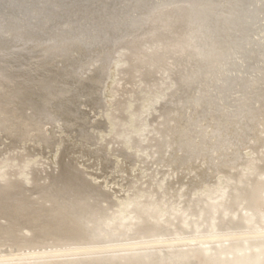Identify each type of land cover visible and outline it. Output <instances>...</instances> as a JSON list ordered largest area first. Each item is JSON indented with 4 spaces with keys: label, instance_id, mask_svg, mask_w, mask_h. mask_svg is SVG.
Wrapping results in <instances>:
<instances>
[{
    "label": "rangeland",
    "instance_id": "obj_1",
    "mask_svg": "<svg viewBox=\"0 0 264 264\" xmlns=\"http://www.w3.org/2000/svg\"><path fill=\"white\" fill-rule=\"evenodd\" d=\"M4 1H0V65L4 64L7 68L5 69L7 74L9 72L11 76H17L18 73L26 74L25 71L30 69L45 70L51 79H57L61 74L73 78V80L79 77L77 78L78 86L81 85L79 87L90 83L91 80H94L95 83L92 86V91L89 92L86 89L79 91L80 88H78V91L76 90L77 92L73 94L76 97L78 108L74 123L76 126L70 125L69 120L60 110L59 102L63 99V94H54L57 97V102L53 101L51 105L44 100H40L37 95H33L29 87L26 91L12 87V92L18 94L11 93L14 97L12 98V107H9L5 105L7 99L3 98L5 95L0 90V99H2L0 101V108L2 109H0V119L2 118L0 120V186L1 188H4V186L7 188L10 185L18 187L17 192H15L16 190L9 191L15 197V202L17 199L19 200L17 196H21V201H17L16 204L12 203L14 201L11 202L12 199L2 204V201L8 199L9 196L0 201V208L2 209V206L6 207H3V210L6 211L4 213H1L3 210L0 209V264H67V260L72 261L74 259L88 260L96 257L102 260L114 251L119 253L124 250H133L146 260L148 257L155 258L156 254L158 256L173 251L171 249L174 248V246L172 247L173 244L176 246V251L178 248L182 253L184 251V254L190 260L189 264H223L222 260L226 262L232 257V260H228L226 264L230 261L239 264V261L245 259L246 254L250 259L253 255V257H257L256 254L259 253L257 259L259 261L261 257L262 260L264 254V83L262 85L261 82L257 83V81L264 79V57L259 53L260 50L257 51L255 41L248 39L246 41L248 47L246 49L242 48V52L247 50L245 52L248 57L244 56L246 60L242 66L247 69L245 70L247 73L242 79V85H233L236 86L234 89L239 90L241 87L244 89L245 86L256 83L257 86L255 85L252 88L257 91L248 97L245 104L241 106L244 93L241 92L242 94H240V92L233 90L234 95L232 96L229 90L228 99L234 100L235 97H238L233 103L237 104L239 108L235 109L234 112L227 113L223 111L222 113L218 107L203 102L198 104L194 100L183 101L185 100L183 99L181 100L182 107L178 106L179 101L176 104L178 108V115L176 116L177 113L174 109L170 111L172 100L170 98L173 97L171 92L175 88L174 80H176V77L178 79V75L171 73L164 63L157 66L149 64L146 60L147 62L141 68L140 59L142 58L140 55L149 54L160 47L159 36H156L157 38L154 36L147 38L149 33L156 31L157 28L159 29L158 25L162 24V21L159 20L167 18L169 12L178 10L182 5L198 4L196 0H148L149 4L142 7L138 2L141 0ZM7 1L10 2L7 3ZM3 2L8 6L4 7ZM22 2L24 3L22 4ZM150 6H152L151 10L149 9ZM19 9L21 15H18ZM25 14L28 15V21L23 22L27 20ZM138 14L141 20L132 24L134 21H132L133 15L136 18ZM144 17L145 20L142 19ZM56 23L57 26H55ZM77 24L83 26L79 27ZM103 29L107 32H102L104 38L98 41L95 44L96 46H92L86 55L83 54L84 56L74 59L79 63L76 62L77 67H79V69L77 68L78 71L75 67L70 68L74 72L68 71L67 66L65 69L64 61H59V58L48 61L44 56L42 57L44 54L54 53L50 48V44H53L52 41L58 39L61 35L68 36L72 34L75 36L78 32L81 34L82 31L84 34L89 30L84 35L92 36L93 34H99ZM29 30L31 33L28 32ZM26 32L28 33L26 34ZM168 35L171 34L167 33ZM51 36L53 37L51 38ZM134 43L139 44L137 48L139 54L135 53L137 56H133V59L134 57L139 58V63L136 59L130 58L134 55L129 53L131 50L133 51L132 46ZM249 46L250 50L248 49ZM73 48H66V50L73 51L72 54L75 57V53L81 51L80 49L77 50L78 48ZM238 49V46L237 48L235 46L233 53L240 50ZM249 52L254 53L250 54ZM104 56L105 59L101 60V57L104 58ZM261 62L262 64H260ZM255 63L256 65H254ZM100 70L101 74L99 75L98 71ZM245 83L247 84L245 85ZM258 84L261 85L259 90L257 87L260 85ZM5 89L11 92L9 87L6 86ZM198 91L195 92L196 96H200L198 93L201 94ZM249 91H251V87ZM93 97H95V101L91 102ZM33 102L34 104H32ZM39 108L44 111L46 108L48 111H53V120L46 118L34 119L32 114H39ZM9 109L11 110L9 111ZM4 112L6 114H3ZM78 115H82L80 117L82 120L79 121ZM189 115L200 117V127L203 128L202 133L205 134L203 138L205 137L207 141L209 133L211 134L214 131V126L219 125L218 127L224 130H229L236 125L240 126V129L242 128L244 133L240 137L241 140L235 143L232 141L229 143V147H226L228 149H225L227 155L223 157V165L220 162L221 158H219L218 152L222 150L217 149L216 152L211 140L207 144L206 155L200 153L194 154L188 159H181L178 152L181 147L179 149L177 146V153H175L176 150L173 152L175 144L181 140L178 137L179 140L173 144L174 146L169 144V141L175 135L174 128L179 122L183 124L185 121L183 119H186V116ZM181 120L183 121L181 122ZM24 121H26L27 126L21 131L19 126L21 127ZM33 121L38 123V129L31 126L34 123ZM79 126L83 127L81 128L82 131L78 128ZM188 126H185V128H188ZM183 131L186 132L185 129ZM170 150H172L171 153ZM3 171H5V175L2 174ZM66 174L77 177L76 179L70 176L72 184L75 186L78 185L76 182L81 180L86 187L91 189V192L93 191L92 195H98V199L89 198L91 207L88 210L96 212L95 220L86 217L87 221L84 220L83 224L88 227L86 229L95 226V232L99 238L94 233V237L90 238V236H93L90 234V236L84 238L88 239L90 243L80 240L75 241V243L72 240L73 242L65 243L64 241L59 244L63 241L62 235L47 232L39 239L31 241L30 239L37 234L35 224L48 225L49 215H52V211L60 208L59 206V208L56 207L57 209L54 208L53 201L51 202L46 198L45 190L54 187L57 181ZM10 181L12 182L7 186L5 183ZM19 190H22V194ZM247 191H250L252 195ZM1 194L6 195L3 191ZM248 195H251V198ZM252 198L253 201L250 200ZM132 201L134 202L132 207H135L132 212L130 211L131 214L133 213V220V217L125 218L127 214L125 212H128V209L127 211L124 209L125 205L133 203ZM17 203H20V208ZM7 205L13 207L7 210L10 208ZM13 210L16 211L14 217L12 215ZM11 211H13L12 214H10ZM7 216L13 218L10 219ZM44 216H47V219ZM157 216L159 217L158 220ZM121 217L125 220L123 221ZM228 217H232V220L241 219V221L235 220L234 223V220L232 221ZM39 219L43 221L42 224ZM96 219L98 220L96 221ZM145 219L153 225L149 227L152 230L148 228V232H151L149 234L146 229L140 230L141 225V228L136 225V222L141 223L140 221L145 223L143 225H151V223H148L149 221H146L148 224L144 222ZM220 219H222L223 224ZM224 219L231 222L228 221V224H225ZM131 221H133V224ZM153 221L157 224H154ZM44 222L47 224L45 225ZM122 223H124L123 227H121ZM49 225V228H53L51 224ZM134 225L139 228H135ZM29 226H32V232H29ZM135 231H141L140 233L145 236L140 233V236H138L139 234ZM255 233H258L259 236ZM260 234L262 235L260 236ZM188 241H191L192 244ZM73 245H76L78 250H73L72 248H75ZM119 245L121 246L119 247ZM67 246L71 248V251H69L70 248L68 250ZM59 247L64 248L61 249L62 252ZM256 250L261 252L258 251V253ZM36 251L37 254H25L27 252L36 253ZM253 252L256 253L253 254ZM19 253L24 254L20 255ZM208 254H210L211 259ZM32 255L35 263H29L30 261L27 260ZM48 257L49 259H47ZM218 257L222 262L218 260ZM207 258L211 261L206 260ZM212 259L217 261L215 262ZM55 260L58 262H55ZM252 260L256 261L253 258Z\"/></svg>",
    "mask_w": 264,
    "mask_h": 264
},
{
    "label": "bare ground",
    "instance_id": "obj_2",
    "mask_svg": "<svg viewBox=\"0 0 264 264\" xmlns=\"http://www.w3.org/2000/svg\"><path fill=\"white\" fill-rule=\"evenodd\" d=\"M2 1V0H0ZM4 1V0H3ZM11 1V0H10ZM10 1H7V3H9ZM23 1V0H21ZM20 1V2H21ZM25 1V0H24ZM27 1V0H26ZM29 1V0H28ZM33 1V0H31ZM35 1V0H34ZM58 1V0H57ZM62 1V0H61ZM142 1V2H141ZM141 1H138L140 3V7L142 6H147L149 4V2H147L148 0H141ZM198 2V4H188V5H182L179 7L178 10H175L173 12H169L168 13V17L163 19V20H159V21H162V24L158 25L159 26V29L157 28L156 31H152L151 33H149V35L147 36V38L149 36H159L160 38L158 39L159 41H161V45L159 48H156L155 51L149 53V54H146L144 53L142 56L140 55V57L142 59L141 62L137 59V57H134L133 59V56H137V51H138V46L139 44H133L132 46V49L133 51L131 50L129 53H133L134 55H132V58L133 60H137L138 63L140 62V66L141 68H143V64L145 62H149V64H155V65H160L162 63H164L165 65L168 66V68L170 69L171 73H174V74H177L178 75V79L176 77V80L175 81V88L174 90L171 92L173 93L171 96H173L170 102V111L171 109H174V111L177 113L176 116L178 115V108L176 106V104H178V101H179V105L178 106H181L182 107V101H186V100H194L196 101V103H206L208 105H211L213 107H218L219 110L222 111H225V112H234L236 111L235 109L239 108V106L237 107V104H234L233 102H235V99H238V97L234 98V100H230L228 99V96L230 95L229 94V90H230V93H232L231 95L233 96L234 95V91H237V92H240V94L244 93V96H243V99L240 97V100L242 99V104H245V101L248 99V97L253 94L255 91L257 90H254V88H252L253 86L256 85V83L254 82L251 86H245V88L243 89L241 87V89L239 88L238 89H234L236 88V86H233V85H236V84H241L243 83L242 79L244 78V75L247 73L245 72V70L247 69H244L242 66L243 64H245V60L246 58L244 56H246V52L247 50H244L243 52L241 51L242 48L246 49L248 46L246 45V41L249 39V40H252L253 42L255 41V44L257 46V51L260 50L259 53H261L262 57H264V0H196ZM201 1V2H200ZM5 2V1H4ZM3 2V3H4ZM30 2V1H29ZM45 2V1H43ZM56 2V1H55ZM75 2V1H74ZM2 3V4H3ZM16 3V1H15ZM14 3V4H15ZM24 2H22L23 4ZM58 3V2H57ZM86 3V2H85ZM147 3V4H146ZM161 3V2H160ZM13 4V3H11ZM20 4V3H19ZM28 4V3H26ZM46 4V3H45ZM108 4V3H107ZM159 4V3H158ZM162 4V3H161ZM5 5V3H4ZM3 5V6H4ZM42 5V4H41ZM112 5V4H111ZM131 5V4H130ZM160 5V4H159ZM2 6V7H3ZM8 5H5L4 7H6ZM45 6V5H44ZM47 6V5H46ZM86 6V5H85ZM84 6V8H85ZM153 6V5H152ZM152 6H150V10L152 8ZM110 7V6H109ZM116 7V6H115ZM119 7V6H118ZM14 8V7H13ZM12 8V9H13ZM16 8V7H15ZM88 8V7H87ZM86 8V10H87ZM98 8V7H97ZM3 9V8H2ZM11 9V10H12ZM103 9V8H102ZM118 10V8H116ZM129 9V8H128ZM154 9V8H153ZM1 10V9H0ZM8 10V9H7ZM10 10V11H11ZM25 10V9H24ZM92 10V9H91ZM20 9H19V13L18 15L20 14ZM23 11V10H22ZM68 11V10H67ZM66 11V12H67ZM102 11V10H101ZM9 12V11H8ZM57 12V11H56ZM83 12V11H82ZM98 12V11H97ZM148 12V11H147ZM146 12V13H147ZM6 13V11H5ZM16 13V12H14ZM22 13V12H21ZM26 13V12H25ZM54 13V12H53ZM94 13V12H93ZM142 13V12H141ZM144 13V12H143ZM13 14V13H12ZM23 14V13H22ZM66 14V13H65ZM108 14V12H107ZM126 14V13H125ZM21 15V14H20ZM26 15V14H25ZM68 15V14H67ZM95 15V13H94ZM144 15V14H143ZM142 15V16H143ZM148 15V14H147ZM27 16V20L23 21V22H26L28 21V15ZM61 16V15H60ZM71 16V15H69ZM75 16V15H74ZM78 16V14H77ZM75 16V17H77ZM81 16V14H80ZM93 16V15H92ZM109 16V15H108ZM145 16V15H144ZM14 17V16H13ZM23 17V16H22ZM44 17V16H43ZM51 17V16H49ZM55 17V16H54ZM67 17V16H65ZM89 17V16H88ZM115 17V16H114ZM121 17V16H119ZM125 17V16H124ZM131 17V16H130ZM129 17V18H130ZM8 18V17H7ZM21 18V17H20ZM82 18V17H81ZM126 18V17H125ZM17 19V18H16ZM55 19V18H54ZM80 19V18H79ZM83 19V18H82ZM128 19V18H126ZM143 20H145L146 18H142ZM23 20V18H22ZM48 20V19H47ZM52 20V19H50ZM59 20V19H58ZM76 20V19H75ZM78 20V19H77ZM76 20V21H77ZM110 20V18H109ZM134 20V21H133ZM140 15L138 14V16L136 18H134V15H133V18H132V24H135L137 23L138 21H140ZM142 20V21H143ZM19 21V20H18ZM45 21V20H44ZM54 21V20H53ZM52 21V22H53ZM87 21V20H85ZM114 21V20H113ZM123 21V20H122ZM157 21V20H156ZM158 21V22H159ZM16 22V21H15ZM13 22V23H15ZM21 22V21H20ZM34 22V21H33ZM82 22V20H81ZM101 22V21H100ZM103 22V21H102ZM111 22V21H110ZM154 22V21H153ZM8 23V22H7ZM11 23V24H13ZM28 23V22H27ZM40 23V22H39ZM38 23V24H39ZM43 23V21H42ZM49 23V22H48ZM46 23V24H48ZM55 23V22H53ZM77 23V22H76ZM84 23V22H83ZM144 23V22H143ZM5 24V23H4ZM17 24V23H16ZM15 24V26H16ZM44 24V23H43ZM88 24V23H87ZM99 24V23H98ZM106 24V23H104ZM153 24V23H152ZM159 24V23H158ZM23 25V24H22ZM31 25V24H30ZM52 25V24H51ZM79 26V24H77ZM111 25V23H110ZM155 25V24H154ZM4 26V25H3ZM11 26V25H10ZM21 26V25H20ZM29 26V24L27 25V27ZM40 26V25H39ZM38 26V27H39ZM57 26V23L56 25ZM75 26V25H74ZM83 26V25H81ZM79 26V27H81ZM85 26V25H84ZM101 26V24H100ZM13 27V25H12ZM34 27V26H33ZM37 27V28H38ZM53 27V26H52ZM51 27V28H52ZM89 27V26H88ZM91 27V26H90ZM103 27V26H102ZM6 28V27H5ZM21 28V27H20ZM50 28V27H49ZM50 28V29H51ZM68 28V27H67ZM86 28V27H85ZM84 28V29H85ZM12 29V28H11ZM19 29V28H18ZM23 29V27H22ZM25 29V28H24ZM45 29V28H43ZM42 29V30H43ZM73 29V28H72ZM71 29V30H72ZM95 29V28H94ZM10 30V29H9ZM32 30V28H31ZM34 30V29H33ZM39 30V29H38ZM55 30V29H54ZM61 30V29H60ZM25 31V30H24ZM46 31V30H45ZM44 31V32H45ZM69 31V30H68ZM84 31V30H83ZM89 31V30H88ZM86 31V32H88ZM92 31V30H91ZM108 31V30H106ZM167 31V32H166ZM17 32V31H16ZM22 32V31H20ZM30 32V30L28 31ZM26 32V34L28 33ZM35 32V31H34ZM37 32V30H36ZM35 32V33H36ZM85 32V31H84ZM85 32V33H86ZM102 32H105V29H103V31H100L99 34H93L92 36H88V35H84L83 32L81 31L79 34H75V36H73L72 34L66 36V35H61L60 37H58V39H54L52 42L53 44H50V48H52L53 50V54H44L42 55V57L44 56L45 59H47L48 61L49 60H55L57 58H59L60 60L59 61H64V68L67 66L68 68V71H71V72H74L72 71V67H75L76 70L78 71L79 67H77V64L76 62L78 63V61L74 60L75 58H79V56H84L86 55L87 51H90L89 49L92 48V46H96L95 44H97L98 41H101V39H103V34ZM13 33V32H12ZM31 33V32H30ZM40 33V32H39ZM91 33V32H90ZM107 33V32H105ZM167 33L168 34H171V35H168L167 36ZM22 34V33H21ZM24 34V33H23ZM33 34V33H32ZM43 34V33H42ZM88 34V33H87ZM13 35V34H12ZM15 35V34H14ZM13 35V36H14ZM34 35V34H33ZM47 35V34H46ZM51 35V34H49ZM55 35V34H54ZM10 36V35H9ZM18 36V35H17ZM35 36V35H34ZM59 36V35H58ZM2 37V36H1ZM22 37V36H21ZM25 37V36H24ZM29 37V36H28ZM42 37V36H41ZM40 37V39H41ZM45 37V36H44ZM53 36H51L52 38ZM150 37V38H151ZM27 38V37H26ZM30 38V37H29ZM28 38V39H29ZM50 38V40H51ZM57 38V37H56ZM157 38V37H156ZM14 39V38H12ZM18 39V38H17ZM20 39V37H19ZM36 39V38H35ZM46 39H48L46 37ZM149 39V38H148ZM25 40V39H24ZM30 40V39H29ZM34 40V39H33ZM37 40V39H36ZM34 40V41H36ZM41 41V40H40ZM106 41V40H105ZM110 41V40H108ZM251 41V43H252ZM16 42V41H15ZM39 42V41H38ZM37 42V43H38ZM109 43V42H108ZM5 44V42H4ZM7 44V43H6ZM69 44H70V47H75L73 49H77L81 52H76L75 54V57H73L74 55L72 54L71 50L70 52L68 50H66V48H70L69 47ZM250 44V42H249ZM253 44V43H252ZM254 44V45H255ZM9 46V45H8ZM45 46V45H44ZM107 46V45H106ZM238 48L239 51L233 53V50L234 48ZM5 47V46H4ZM7 47V46H6ZM3 48V47H2ZM131 48V47H130ZM250 50V46L248 48ZM254 49V48H253ZM128 50V49H127ZM176 50L177 52L175 53ZM255 50V51H256ZM241 51V52H240ZM252 51V49H251ZM254 51V50H253ZM254 51V52H255ZM256 51V52H257ZM75 52V51H74ZM240 52V53H239ZM253 52V53H254ZM135 53H137L135 55ZM237 53V55H236ZM250 53V52H249ZM252 53V52H251ZM250 53V54H251ZM252 53V54H253ZM81 54V55H80ZM84 54V55H83ZM105 54V52H104ZM172 54H174L175 56H173ZM179 55V56H178ZM255 55V54H254ZM259 55V54H258ZM92 56V55H91ZM90 57V56H89ZM248 57V56H246ZM253 57V56H252ZM41 59V58H40ZM81 59V58H80ZM104 60L105 59V56L104 58L101 57V60ZM262 59V58H261ZM147 60V61H146ZM250 60V59H249ZM256 60V59H255ZM258 60V59H257ZM260 60V59H259ZM80 61V60H79ZM144 61V62H143ZM251 61V60H250ZM262 61V60H261ZM257 62V61H256ZM259 62V61H258ZM57 63V62H56ZM61 64V63H60ZM79 64V63H78ZM84 64V62H83ZM163 64V65H164ZM249 64V62H248ZM262 64V62L260 63ZM58 65V64H57ZM256 65V63L254 64ZM259 65V64H258ZM166 66V67H167ZM246 66V65H245ZM250 66V65H249ZM26 67V66H25ZM82 67V66H81ZM255 67V66H253ZM257 67V66H256ZM255 67V68H256ZM260 67V66H259ZM71 68V69H70ZM78 68V69H77ZM249 68V67H248ZM7 69L4 64L0 65V90L2 91V93L5 95V97L3 98H6L7 101L5 103V105L9 106V107H12V104L13 103V97L15 94V92H12L13 88H20V89H24V91H26V89H31V93L33 95H37V97L40 99V100H44L45 102L49 103V104H53L52 102L53 101H56L57 100V97L56 95L54 94H63V99L59 102L60 104V110L61 112H63V114H65V116L67 117V119L69 120V124L70 125H74L75 123V120H76V114L78 112V108H77V103H76V97L75 95H73L75 92L78 91V88L79 91H83L86 89V91H92V86L93 84L95 83L94 80H91L90 83H87L86 85H82V87H79L81 85L78 86L79 82L77 80V77L75 80H73V78H68L67 76L61 74L59 76V78L57 77L56 78H53L51 79V77L49 76V74L47 72H45V70H41V71H38V70H34L32 71L31 69L30 70H26V74H21V73H18L17 76H14V75H10L9 72L7 74L6 70ZM66 69V68H65ZM99 69V68H98ZM252 69V67H251ZM21 70V69H20ZM63 70V69H62ZM75 70V72H76ZM102 70V69H101ZM101 70L98 71L99 75L101 74ZM254 70V69H253ZM31 72V73H30ZM78 73V72H77ZM157 73V72H156ZM7 74V75H6ZM65 74V73H64ZM36 75V76H35ZM75 75V74H74ZM153 76V75H152ZM101 78V77H100ZM248 81V80H246ZM256 81V80H255ZM263 80H260V81H257V83H262L263 85ZM27 85H26V84ZM16 84V85H15ZM82 84V83H81ZM247 83H245L246 85ZM174 85V84H173ZM260 85V84H258ZM6 86L9 87V89H11V92L10 90L6 91ZM78 86V87H76ZM257 86V85H256ZM29 87V88H28ZM76 87V88H75ZM244 87V85H243ZM251 87V91H249V88ZM261 87L258 86V90L259 88ZM97 89V88H96ZM77 90V91H76ZM199 90L198 92H200L201 94H199L198 92V95L200 96H196L195 95V92ZM234 90V91H233ZM242 92V93H241ZM13 93V94H11ZM83 93V92H82ZM196 93V94H197ZM18 94V93H16ZM15 94V95H16ZM79 94V93H78ZM102 94V93H101ZM239 94V95H240ZM21 95V94H20ZM236 95V94H235ZM27 96V94H26ZM79 96V95H78ZM241 96V95H240ZM231 97V96H230ZM1 98V97H0ZM28 98V97H27ZM5 99V100H6ZM31 99V97H30ZM2 99H0L1 101ZM37 100V99H36ZM26 101V100H25ZM95 101V97H93V99H91V102ZM97 101V100H96ZM217 101V103H216ZM4 102V100H3ZM57 102V101H56ZM244 102V103H243ZM1 104V103H0ZM30 104V103H29ZM34 104V102L32 103ZM4 105V104H3ZM169 105V104H168ZM196 105V104H195ZM247 105V104H246ZM14 106V105H13ZM27 106V105H26ZM234 107V109H233ZM256 107V106H255ZM26 108V107H25ZM198 108V107H196ZM1 109V108H0ZM8 109V108H7ZM6 109V111H8ZM47 109V108H46ZM40 110L39 108V114H32V116L34 117V119H37L39 120L40 118H46L48 120H53V116H52V112L49 110ZM63 109V110H62ZM209 109V108H208ZM2 110V109H1ZM5 110V109H4ZM11 109H9L10 111ZM2 113V112H1ZM36 113V112H35ZM38 113V112H37ZM236 113V112H235ZM3 114H6L5 112ZM27 114V113H26ZM192 114V113H191ZM250 114V113H249ZM24 115V114H23ZM193 115V114H192ZM192 115H189V116H186V119H183L185 120L184 123H178L176 125V127L174 128V133L175 135L172 137L173 139L171 141H169L170 145H173L174 143H177L176 141H178V137H180V141H178V145L175 144V149L173 150V152L175 151V153H177V150L179 147H181L180 150H178L179 154L181 155L180 158L181 159H188V158H191L194 154H207L206 150L208 149L207 147V144L209 143V140H211V143H213V147H214V150L217 152L219 150H222V151H218L219 152V158L220 159V162L221 164L223 165L224 164V158L227 154H226V147H229V143L234 141V143L238 140H241L240 137L242 136V134L244 133L242 128L240 129L239 127L240 126H235L233 128H230L229 130H224L218 126H214V131L210 134L209 133V138H208V141L207 139L204 137L203 138V135L205 136V134H203V128L200 127V117H197L196 115L195 116H192ZM208 115V114H206ZM220 115V114H219ZM82 115H78L77 117L79 118V121L82 120L80 117ZM5 117V116H4ZM18 117V116H17ZM20 118V117H19ZM184 118V117H183ZM203 118V117H202ZM209 118V116H208ZM242 118V117H241ZM2 119V118H1ZM0 119V120H1ZM5 119V118H4ZM3 119V120H4ZM32 118V120H34ZM56 119V118H55ZM182 119V118H181ZM181 120V122L183 121ZM229 120V119H228ZM179 121V120H178ZM222 121V120H221ZM220 121V122H221ZM6 122H8L6 120ZM34 122V121H33ZM41 122V121H40ZM64 122V120H63ZM66 123V122H65ZM188 126V128H185V126ZM227 125V124H226ZM234 125V124H233ZM25 126H27V123L26 121L23 122V124H21V127L19 126L20 130L23 131L22 129H25ZM29 126V125H28ZM31 126H35L36 128L38 127V123L37 122H34L33 124H31ZM76 126V125H74ZM175 126V125H174ZM18 128V129H19ZM35 128V129H36ZM81 131L83 127H78ZM38 129V128H37ZM186 130L183 131V130ZM19 130V131H20ZM185 135H183V134ZM249 133V132H247ZM183 135V137H182ZM211 136V137H210ZM247 136V135H246ZM182 137V138H181ZM171 139V138H170ZM242 140H244L242 138ZM241 142V141H240ZM168 144V145H169ZM232 144V143H231ZM240 144V143H239ZM160 146V145H159ZM174 146V145H173ZM212 146V145H211ZM238 146V145H237ZM161 148V146H160ZM174 148V147H172ZM226 149V150H225ZM169 150V148H168ZM172 152V150H170V153ZM206 152V153H205ZM169 153V154H170ZM212 157V156H211ZM217 157V156H216ZM162 158V157H161ZM164 158V157H163ZM179 158V159H180ZM177 160V159H176ZM182 162V161H181ZM6 166V165H5ZM2 169V168H1ZM62 171V170H61ZM60 171V172H61ZM5 171L2 172V174H4ZM65 172V171H64ZM1 174V175H2ZM5 175V174H4ZM64 176V175H63ZM76 178L75 175H65L64 177H62V179L58 180L57 181V184H53L55 185L54 187H51V189H47L45 190L46 192V198H48L51 202L53 201V204L55 205L54 208L58 207L59 209L58 210H55V211H52V215H49V218L50 220H48V225L51 224V226H53V228H49L48 225L46 226H40L39 223H36L35 224V228L37 230V234L36 236H33L30 240L31 241H35L37 239H39L44 233H49V232H53V233H56V234H61L62 235V238H63V241L59 242L62 243L65 241L66 242H73L72 240L75 241H86L88 243H90V241L88 239H84L85 236H90V234H92L93 236H90L91 237H94V233L95 235L98 237V235L96 234L95 232V226L92 227V228H89V229H86L88 228L86 225H84V220H86V217L89 218L91 217L92 219L95 220V216H96V212L93 211V210H88L89 207H91V202L89 200V198H95V199H98V195L97 196H94V194L92 195V192H91V189L86 187V185L81 182V180L78 182H76V184H78L77 186H75L74 184H72V178ZM77 176V175H76ZM4 177V176H3ZM79 177V176H78ZM24 180V179H22ZM25 181V180H24ZM12 181L10 182H6L5 184L8 186L10 185L9 183H11ZM15 184V183H14ZM6 186V187H7ZM52 186V185H50ZM40 188V187H39ZM0 201L1 200H4L5 197L9 196L8 199L2 201L4 204L5 201L7 200H11L14 201L15 200V197L12 196V192H9V191H15L17 192L18 190V187H14V186H8L7 188H4L0 186ZM93 189V188H92ZM8 190V191H7ZM36 190V189H35ZM208 190V189H207ZM2 191L6 194L5 196L2 195ZM20 193L22 190H19ZM39 191V189H38ZM43 191V190H42ZM41 191V192H42ZM206 191V190H205ZM204 191V192H205ZM245 191V190H244ZM251 191V190H250ZM250 191H247V192H250ZM253 191V190H252ZM251 191V192H252ZM207 192V191H206ZM228 192V191H227ZM250 192V193H251ZM208 193V192H207ZM249 193V194H250ZM22 194V193H21ZM20 194V195H21ZM227 194V193H226ZM254 194V193H253ZM18 195V194H17ZM247 195V194H246ZM252 195V193H251ZM251 195H248L250 196L249 198H251ZM256 196V195H255ZM19 197V200L17 199V201H21L20 197L21 196H17ZM16 197V198H17ZM257 197H259L257 195ZM14 198V199H13ZM253 198H256V197H253ZM250 199L251 201H253L254 199ZM9 200V201H10ZM16 201V202H17ZM130 201V200H129ZM256 201V200H255ZM16 202H12V203H15ZM133 202V201H132ZM6 203V202H5ZM11 203V204H12ZM21 203V202H20ZM19 203V204H20ZM252 203V202H251ZM18 204V203H17ZM18 204V205H19ZM52 204V205H53ZM123 204V203H122ZM135 204H138V203H135ZM148 204V203H147ZM154 204V203H153ZM96 205V204H95ZM249 205V204H248ZM8 206V205H7ZM16 206V205H15ZM122 206V205H121ZM131 206V207H130ZM134 206V202L133 203H127L124 207L125 211H127L128 209V212H125L127 213L125 218L126 219H129V218H132V220L134 219V216L131 214L132 210L135 209V207H132ZM156 206V205H155ZM1 207V206H0ZM3 207L2 206V209L3 210ZM10 207V205L8 206ZM13 207V206H11ZM8 208L7 210H10L11 209ZM21 206L19 205V208ZM6 208V207H4ZM18 208V209H19ZM23 208V207H22ZM16 209V207H15ZM53 209V208H52ZM57 209V208H56ZM151 209V208H150ZM154 209V208H153ZM0 210V211H1ZM20 210V209H19ZM98 210V208H97ZM139 210V209H138ZM14 211V212H13ZM11 211L10 214H12L13 212V217L14 215L16 214L15 210ZM131 211V212H130ZM182 211V210H181ZM6 211H1V213H4ZM18 212V211H17ZM154 212V211H153ZM219 212V211H218ZM9 213V212H8ZM163 213V212H162ZM161 213V214H162ZM185 214V213H184ZM253 214V213H252ZM6 215V214H5ZM9 215V214H8ZM98 215V214H97ZM125 215V214H124ZM164 215V214H163ZM162 215V216H163ZM37 216V215H36ZM121 216V215H120ZM220 216V215H219ZM218 216V218H219ZM242 216V215H241ZM8 217V216H7ZM11 216V218H13ZM46 217L45 219H47V216H44ZM148 217V216H147ZM146 217V219H147ZM221 217V216H220ZM236 217H239V216H236ZM235 217V218H236ZM10 218V217H8ZM10 218V219H11ZM19 218V217H18ZM119 218V217H118ZM123 217H121L122 219ZM145 218V216H144ZM158 216H157V220H158ZM177 218V217H175ZM217 218V219H218ZM230 218V220H232V217H228V219ZM91 219V220H92ZM144 222H148L150 218H148L149 220H146ZM153 219V218H152ZM228 219H224L225 220V224H228ZM247 219V218H246ZM253 219V218H252ZM43 220V219H42ZM98 219H96L97 221ZM123 221L125 219H122ZM136 220V218H135ZM156 220V219H155ZM156 220V221H157ZM160 220V219H159ZM163 220V219H162ZM234 220V223H235V220H238V221H241V219H233ZM232 220V221H233ZM244 220V219H243ZM242 220V221H243ZM47 221V220H46ZM87 221V220H86ZM95 221V222H96ZM140 221V220H139ZM152 221V220H151ZM166 221V220H165ZM221 223L223 224L222 222V219H220ZM256 221V220H255ZM37 222H38V217H37ZM39 222H41V224L43 223V221H41L39 219ZM50 222V223H49ZM122 222V221H120ZM130 222V221H129ZM132 224H133V221H131ZM141 223H138L136 222L137 224L136 225H139V227L142 228L140 229L141 231L146 229L147 230V233L149 234L148 232V228L153 226L152 223L149 221L148 223H151V225H143L145 223H143V221H140ZM146 222V223H147ZM154 222V221H153ZM158 222V221H157ZM162 222V221H161ZM218 222V221H217ZM231 222V221H230ZM94 223V222H93ZM125 224H127L128 222H124ZM124 223H122V226L123 227ZM135 223V222H134ZM147 223V224H148ZM156 222H154L155 224ZM167 223V222H165ZM220 223V222H219ZM218 223V224H219ZM220 223V224H221ZM234 223L232 222V224L234 225ZM237 223V222H236ZM92 224V223H91ZM120 224V223H119ZM130 224V223H128ZM157 224V223H156ZM160 224V222H159ZM163 224V223H161ZM217 224V223H216ZM238 224V223H237ZM141 225V226H140ZM214 225V224H213ZM86 226V227H85ZM118 226V225H117ZM127 226V225H126ZM125 226V227H126ZM135 226V225H134ZM161 226V225H160ZM163 226V225H162ZM222 226V225H221ZM225 226V225H224ZM30 227V226H29ZM32 227V226H31ZM30 227V231L29 232H32V228ZM130 227V226H129ZM138 227V226H137ZM135 226V228H137ZM138 227V228H139ZM155 227V225H154ZM159 227V226H157ZM220 227V225H219ZM111 228V227H110ZM156 228V227H155ZM224 228V227H223ZM112 229V228H111ZM110 229V230H111ZM125 229V228H124ZM150 229V228H149ZM159 229V228H158ZM28 230V229H27ZM35 230V229H34ZM128 230V229H127ZM134 230V229H133ZM136 230H139V229H136ZM152 230V228L150 229ZM126 231V230H125ZM124 231V232H125ZM130 231V230H129ZM140 231V232H141ZM137 232V231H135ZM139 231L137 232L138 234L140 233ZM233 232V231H232ZM34 233V232H33ZM31 233V234H33ZM36 233V232H35ZM34 233V234H35ZM143 233V232H142ZM146 233V234H147ZM151 233V232H150ZM163 233V232H162ZM33 234V235H34ZM141 234V233H140ZM140 234L138 236H140ZM164 234V233H163ZM256 234V233H255ZM258 234V233H257ZM256 234V235H257ZM263 234V233H262ZM260 234V236L262 235ZM143 236H145L144 234H141ZM224 235V234H223ZM264 235V234H263ZM95 236V238H96ZM255 236V235H254ZM259 236V234H258ZM31 237V236H30ZM219 237V236H218ZM263 237V236H262ZM27 238V237H26ZM99 238V237H98ZM213 238V237H212ZM220 238V237H219ZM229 238V237H228ZM216 239V238H215ZM258 239V238H256ZM29 240V238H28ZM94 240V239H93ZM92 240V241H93ZM98 240V239H97ZM204 240V239H203ZM221 240V239H220ZM96 241V240H95ZM161 241V240H160ZM180 241V240H178ZM193 241V240H192ZM198 241V240H197ZM261 241V240H260ZM136 242V241H135ZM133 242V243H135ZM177 242V241H176ZM185 242V241H184ZM189 242V241H188ZM196 242V241H194ZM212 242V240H211ZM258 243V241H256ZM255 242V243H256ZM76 243V242H75ZM78 243V242H77ZM142 243V242H140ZM139 243V244H140ZM145 243V242H144ZM153 243V242H152ZM157 243V242H156ZM155 243V244H156ZM164 243H166V241H164ZM191 243V241L189 242ZM188 243V244H189ZM250 243V242H249ZM263 243V242H262ZM64 244V243H63ZM61 244V245H63ZM72 244V243H71ZM70 244V245H71ZM118 244V243H117ZM136 244V243H135ZM158 244V243H157ZM167 244V243H166ZM169 244V243H168ZM173 244V243H172ZM176 244V243H175ZM192 244V243H191ZM230 244V243H229ZM228 244V245H229ZM65 245V244H64ZM63 245V246H64ZM69 245V246H70ZM98 245V244H97ZM128 245V244H127ZM257 245V244H255ZM262 245V244H261ZM74 246V245H73ZM108 246V245H107ZM121 245H119L120 247ZM129 246V245H128ZM132 246V244H131ZM148 246V245H147ZM174 246V248H171L173 249V251H167L168 253H164V254H160L157 256L156 254V257L153 258V257H148V259L144 260L143 258H141L137 252H134L133 250L132 251H127V250H124V251H120L119 253L117 252H113L111 254H109L108 257L104 258V259H100V258H89L88 260H72V261H66L68 262L67 264H189V261L187 256L184 254V251L183 253L181 251H179L177 249V251L175 250V245L173 244L172 247ZM192 246V245H190ZM209 246V245H208ZM68 247V246H67ZM75 248H72L73 250L76 249V245L74 246ZM79 247V246H78ZM164 247V246H163ZM197 248V246H195ZM195 247H193L194 249H196ZM66 248V246H65ZM70 247H68V250H69ZM80 248L83 249L82 246H80ZM79 248V249H80ZM89 248V247H87ZM110 248V247H109ZM130 248V247H129ZM134 248V247H133ZM136 248V247H135ZM212 248V246H211ZM261 249V246L259 247ZM36 249V248H35ZM57 249V248H56ZM60 251L61 249L63 250L64 248L63 247H59ZM92 249V248H91ZM122 249V248H121ZM187 249V248H186ZM193 249V250H194ZM256 249V248H255ZM259 249V250H260ZM31 250V249H30ZM29 250V251H30ZM67 250V249H66ZM65 250V251H66ZM78 250V249H76ZM81 250V249H80ZM87 250V249H86ZM149 250V249H148ZM170 250V249H168ZM188 250V249H187ZM186 250V251H187ZM192 250V251H193ZM200 250V249H199ZM258 250V251H259ZM28 251V250H27ZM63 251V252H65ZM71 251V248L70 250ZM97 251V250H96ZM139 251V250H138ZM143 251V249H142ZM150 251V250H149ZM153 251V250H152ZM165 251V250H164ZM196 251V250H194ZM202 251V249H201ZM253 251V250H252ZM257 251V250H256ZM257 251V252H258ZM26 252V251H24ZM52 252V251H51ZM62 252V251H61ZM77 252V251H76ZM261 252V251H259ZM258 252V253H259ZM11 253V252H10ZM37 254L38 252L36 251L35 252H27L25 254ZM67 253V252H66ZM75 253V252H74ZM151 253V252H150ZM153 253V252H152ZM163 253V252H162ZM182 253V254H181ZM200 253V252H199ZM204 253V252H202ZM211 253V252H210ZM222 253V252H221ZM256 252H253V254H255ZM20 255L21 254H24V253H19ZM18 254V256H20ZM40 254V253H39ZM38 254V256H39ZM59 254V253H58ZM69 254V253H68ZM73 254V253H72ZM79 254V252H78ZM143 254V252H142ZM188 254V252H187ZM197 254V252H196ZM214 254V253H213ZM241 254V253H240ZM251 254V255H253ZM260 254V253H259ZM259 254L256 256L257 257H251L249 259V257L247 256V254L245 255L246 257H248V259H245L243 261H239V264H264V254H263V259L261 260V257H260V260L258 261V257H259ZM43 255H46V254H43ZM150 255V254H149ZM202 255V254H201ZM200 255V256H201ZM226 255V254H225ZM249 255V253H248ZM262 255V254H261ZM12 256V255H11ZM24 256V255H22ZM28 256V255H27ZM34 256H37V255H34ZM53 256V255H52ZM209 258H210V254H208ZM206 256V257H208ZM215 256V255H214ZM233 256V255H232ZM243 256V254H242ZM250 256V255H249ZM3 257V256H2ZM17 257V256H16ZM80 257V256H79ZM195 257V256H193ZM204 257V258H206ZM14 258V257H13ZM33 255L30 256V258L27 260H29L30 262L29 263H35L34 259H33ZM36 258V257H35ZM213 258V257H212ZM233 258V257H232ZM231 259H228V260H232ZM243 258V257H241ZM255 259L256 261L252 260ZM49 259V257L47 258ZM78 259V258H77ZM197 259V258H196ZM211 259V258H210ZM210 259H206V260H210ZM6 260V258H5ZM52 260V259H51ZM204 260V259H203ZM215 261V259H212ZM218 260L219 257H218ZM228 260L226 262H228ZM242 260V259H241ZM252 260V261H251ZM208 261H204V262H208ZM211 261V260H210ZM217 261V260H216ZM215 261V262H216ZM225 264L226 262L224 260H222ZM220 260V262H222ZM22 262V261H21ZM55 262H58L55 260ZM219 262V263H220ZM1 263V262H0ZM13 263V262H12ZM17 263V262H16ZM39 263V262H38ZM49 263V262H48ZM191 263V262H190ZM199 263V262H198ZM223 263V264H224ZM236 262H233V261H230L228 264H235ZM3 264V263H2ZM47 264V263H46ZM210 264V263H208ZM213 264V263H212ZM217 264V263H216ZM222 264V263H221Z\"/></svg>",
    "mask_w": 264,
    "mask_h": 264
}]
</instances>
